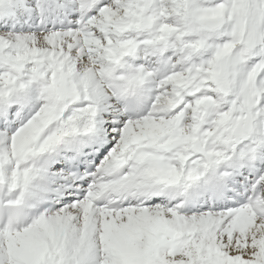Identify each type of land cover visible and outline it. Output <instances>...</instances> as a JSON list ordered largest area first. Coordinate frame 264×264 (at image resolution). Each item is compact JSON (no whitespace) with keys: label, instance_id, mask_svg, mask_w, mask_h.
<instances>
[{"label":"snow or ice","instance_id":"6c2138e0","mask_svg":"<svg viewBox=\"0 0 264 264\" xmlns=\"http://www.w3.org/2000/svg\"><path fill=\"white\" fill-rule=\"evenodd\" d=\"M0 264H264V0H0Z\"/></svg>","mask_w":264,"mask_h":264}]
</instances>
